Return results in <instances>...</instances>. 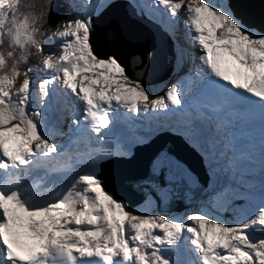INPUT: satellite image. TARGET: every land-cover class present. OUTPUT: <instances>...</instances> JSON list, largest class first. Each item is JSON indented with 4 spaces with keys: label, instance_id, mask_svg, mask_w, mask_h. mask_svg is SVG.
Instances as JSON below:
<instances>
[{
    "label": "snow or ice",
    "instance_id": "6c2138e0",
    "mask_svg": "<svg viewBox=\"0 0 264 264\" xmlns=\"http://www.w3.org/2000/svg\"><path fill=\"white\" fill-rule=\"evenodd\" d=\"M85 3L90 7L92 0ZM136 6L142 15L173 23L182 17L199 50L186 127L201 134L205 151L227 161L229 171H239L252 159L236 143L240 125L258 111L264 127V30L239 17L231 0ZM51 9L52 0H0V264H264V201L228 223L207 212L177 218L135 210L105 189L96 164L128 154L123 143L115 152L107 146L117 112L181 111L189 89L173 83L153 98L141 74L132 78L118 55L97 53L91 13L53 27ZM130 60L133 68L142 64L138 55ZM34 68L44 74L35 87ZM34 98L41 105L70 99V143L90 146L95 136L102 145L90 148L86 160L75 156L91 167L67 182L55 174L71 169L73 154L54 142L42 108L32 110ZM166 164L181 168L166 154L155 167ZM260 175L264 187V164Z\"/></svg>",
    "mask_w": 264,
    "mask_h": 264
},
{
    "label": "water",
    "instance_id": "95a60500",
    "mask_svg": "<svg viewBox=\"0 0 264 264\" xmlns=\"http://www.w3.org/2000/svg\"><path fill=\"white\" fill-rule=\"evenodd\" d=\"M244 1L245 0H242L243 3ZM113 5L120 6L123 12L122 15L134 22L131 25L134 27V31L137 29L135 23H138L144 24L158 32L155 27L144 22V20L136 18L128 9L127 11L120 4L114 3L110 6ZM111 14L112 12L110 13L109 11L108 15L104 16L101 14L98 18H94L93 27L96 28L99 21L101 22L100 25H104L111 17ZM113 22L117 23V20H113ZM100 30V34L102 35L104 32L102 28H100ZM93 31L91 32L92 43L94 42L93 34H95ZM159 35L162 37L160 32ZM142 42L147 44V40H143ZM108 53L114 54L113 52ZM177 137V135L173 134L172 141L170 140L171 142L169 141L168 145L165 147H163L156 138H152L148 143L136 144L133 148L134 154L129 158L112 156L106 160L100 161V172L98 174L103 180L104 187L106 186L105 189L111 191L115 198L121 197L127 200L129 202L128 206H134L141 202L149 191L156 197L158 209L166 211L182 210L190 205L192 199L201 193L200 189L196 187L195 184L197 183L195 181L199 182L202 187L206 184L207 178L198 171L200 166L198 158L190 159L188 162V160L183 158L180 154L178 156L181 148H179V137ZM176 138L178 139L177 141ZM164 154L170 157L172 161L179 163L181 168L178 169L168 164L163 168H156L155 163L157 159ZM185 172L189 175L186 176ZM71 175V173L69 174V172H67L56 174V177L67 182L70 180ZM253 212L254 208L251 204L239 200L228 206L224 220L228 223H232L250 216Z\"/></svg>",
    "mask_w": 264,
    "mask_h": 264
},
{
    "label": "bare ground",
    "instance_id": "6f19581e",
    "mask_svg": "<svg viewBox=\"0 0 264 264\" xmlns=\"http://www.w3.org/2000/svg\"><path fill=\"white\" fill-rule=\"evenodd\" d=\"M143 1H144V3L147 2V1L145 2V0H143ZM109 11H110V13L112 12L111 17H110L111 19L108 20L106 23H104V25H100L101 22L99 21V24L96 26V28L94 27V31L93 32H95V34H93V41L94 42L92 44H93L95 50L97 51V53L98 54L105 53L103 51V47L105 45L100 47V44L102 42L107 44V42H108L109 45H112V47L111 46L108 47V49L110 50L108 52H111V53L113 52L116 55L118 54L119 57H121L120 53L122 52V57H123L124 60H121V61L126 65L128 70H129V67L132 66L131 60H130L131 56L138 55L142 59V64L141 65H145V66L148 65V66L151 67V70H152L151 76L153 74H156V71L160 72L159 69H161V72L164 71L163 68H164L165 59L169 58V53H170L168 50L164 49L165 46L168 45L166 40L163 39L162 37H160L158 32H157L158 39H156L154 36L147 35L146 36L147 39L149 41H151V42L156 44L157 50H156V52H153V53H150L148 50H147V52H145V51L141 52L142 50L140 49V47H143V45H142L141 42L138 43L136 41L135 32H133V33L131 32V35L129 33H127V31L132 27L131 25L134 22H132L131 20H128L127 17L124 16V15H122V18H118L117 19V23L113 22V19H114V16H115L116 13H120V15L123 13L121 7H119L118 5H113V6L109 5L108 9L105 10L102 14L104 16L108 15ZM157 11H159V10H157ZM239 15L242 17V12H240ZM100 20H101V18H100ZM100 26H102V27H100ZM100 28H102V31L104 32L102 35L100 34L101 33L100 32L101 31ZM96 29H97V31H96ZM144 29H145V31L148 32V30H150L151 28L150 27H147V28L144 27ZM187 34H189V30H188L187 27H186V30L180 31V34H179V28L177 27V33L175 35H173L172 38H174L175 40H179V39H182L183 37H185ZM133 42H135V44L137 45L138 51H140L141 53L137 54L134 51L133 52L130 51V53H125V51L123 50L122 46L123 47L125 45L129 46ZM139 44H140V47H139ZM101 45H103V44H101ZM187 47H188V53H197V51H198L195 48H193L190 44L187 45ZM198 54L199 53H197V55ZM189 59L190 60H188L186 57L183 58L184 64H182L180 66V68L177 71V73L181 74V73H186L188 71H191L193 69L195 70V64L197 63L196 56H194L193 58H189ZM192 66H193V68H192ZM135 72H140V71L136 70ZM129 74L132 75L133 77H135V75L130 70H129ZM140 80L146 83V80L144 78L140 77ZM184 135H186L185 136L186 139H188V140L190 139L189 142L191 144H193L195 147L198 146L197 141L192 136L188 135L186 131H184ZM146 136H149V135H146ZM146 136H135V137H130V138H132L133 142L135 141L134 143H136V142L142 141V139L146 138ZM131 147L132 146H130V147L127 146L125 150L127 152H129ZM111 148L116 150L115 146H113ZM115 150H112V151L114 152ZM204 163H206V160H204ZM83 165L86 168L85 171H87L91 167V165L89 163H83ZM95 168H96V166H95ZM71 170L74 171V175L76 173H82L77 168H74L73 164H72ZM42 174H43V171H42ZM39 176H42V175L39 174ZM225 196H227V195L225 193H222V194H219L218 198L225 197ZM150 202L153 203L150 199H148L146 202L141 203V204H139V205H137L135 207H132V209L142 210V211L147 210L149 208ZM197 202L199 203L198 199L195 201V204ZM228 202H229V199L227 200V203ZM192 204H193V201H192ZM192 204L189 205L187 208H185L183 212L191 211V209H193ZM226 204L221 206V208H220L221 211L224 210ZM165 213H169V215H176V213H174V212H165Z\"/></svg>",
    "mask_w": 264,
    "mask_h": 264
},
{
    "label": "rangeland",
    "instance_id": "374dc122",
    "mask_svg": "<svg viewBox=\"0 0 264 264\" xmlns=\"http://www.w3.org/2000/svg\"><path fill=\"white\" fill-rule=\"evenodd\" d=\"M110 1H112V0H96V2H94L93 0H92V3H91V6L89 7L86 3H84V5L86 6V8H88L89 9V11H90V13L92 14V16L93 15H95V14H97L99 11H101ZM130 1V0H129ZM145 1H147V0H145ZM80 2H85V0H80ZM188 2V0H185V3H187ZM225 2H226V0H225ZM69 7L72 9V4H70L69 5ZM120 7V6H119ZM93 8V9H92ZM138 8V7H137ZM254 8V7H253ZM139 9V8H138ZM262 9H264V8H262ZM160 11V10H159ZM80 14V15H79ZM86 14H89L88 12H87V10H85V14L84 15H86ZM83 14H81V12L79 11V9L77 8V10H76V16H82ZM118 17H121L122 18V16L120 15V13H116L115 14V16H114V20H117L118 19ZM239 17H241L240 15H239ZM242 18V17H241ZM111 18H109L108 20H110ZM257 20H259V21H257ZM256 20V18H249L247 15L245 16V21H247L249 24H254V23H258L260 26H261V28H256L255 27V31H261V30H264V20H261V19H257ZM179 28V27H178ZM131 32L133 33L134 32V27H131L128 31H127V33H129L130 35H131ZM136 39H139V38H136ZM101 44H103V45H101ZM100 44V47H102V46H104L103 47V51L105 52V53H108V51H110L109 49H108V47H112V45H110V46H108V42H107V44H105V43H101ZM53 47H56V45L54 44V46ZM139 47H140V44H139ZM122 48H123V50L125 51V53H130V51H134V52H136L137 54L138 53H141V52H147V50L145 49V47H140V49L142 50L141 52L140 51H138V48H137V45L135 44V42H133V43H131L129 46L128 45H125L124 47L122 46ZM128 50H127V49ZM164 49H166V50H168L169 51V49H168V45L167 46H165V48ZM170 52V51H169ZM118 55V54H117ZM140 55V54H139ZM120 58H121V60H124L123 59V57H122V52L120 53ZM37 59H39V57L37 58ZM137 67V68H136ZM135 68H133L132 66H130L129 67V70L136 76V74L137 73H140L141 75H140V77L141 78H144L145 80H146V84H151V83H153V82H156V80L159 78L158 76L161 74V69H159V71L160 72H157L156 71V74H153L152 76H151V72H152V70H151V67L150 66H148V65H138V66H136ZM140 71V72H135V71ZM192 71V70H191ZM42 74H43V72H41ZM181 74H184V73H181ZM181 74H179V73H176V75L177 76H179L178 78H176L174 81H173V83H179L180 82V80H181ZM157 77V78H156ZM166 83V82H165ZM172 83V84H173ZM171 84V85H172ZM170 85V86H171ZM169 86V87H170ZM160 88V86H159V84L157 83V84H154L153 85V88H146L149 92H150V94H151V96L153 97V98H155V97H157V96H163L165 93H166V91L164 90V86H163V88H161V89H159ZM70 105L72 106V104H71V102H70ZM73 107V106H72ZM72 118H69V121L71 120ZM217 181L216 180H211V187L209 186V188H208V192H206L205 193V195H203V197L199 200V203L197 202V204L193 207V209L191 210V211H185V212H181V213H179V212H174V213H176V215H171V216H174V217H177V218H180V217H185V216H187V215H191V214H194V213H196V212H207V213H209V214H211L212 216H214V217H218L221 221H223L222 220V211L220 210V208H221V206L222 205H224V204H226L225 203V199L224 198H218L219 197V194H222V193H227V190H225L224 189V185H223V183H222V178H220V181H219V183L217 184L216 183ZM223 186V187H222ZM254 189H258L259 190V194L257 195V196H255V197H252L251 199H248V200H251V201H253V203L255 204V206H256V208L261 204V202L262 201H264V187H262V185H257L256 186V188H254ZM210 191V192H209ZM211 192L213 193V195L211 194ZM205 200V201H204ZM228 199H226V201H227ZM209 211V212H208ZM158 212V211H157ZM158 213H161V214H165V215H169V213H165V212H158ZM150 214H154V215H156L157 213L156 212H153V213H150ZM171 214V213H170ZM160 215V214H159Z\"/></svg>",
    "mask_w": 264,
    "mask_h": 264
},
{
    "label": "trees",
    "instance_id": "16d2710c",
    "mask_svg": "<svg viewBox=\"0 0 264 264\" xmlns=\"http://www.w3.org/2000/svg\"><path fill=\"white\" fill-rule=\"evenodd\" d=\"M65 13H68V14L71 13L69 6H68V1H66V0H52V9H51V16L49 19V24L54 27L62 19L65 18V16H66ZM53 27H50L48 29L49 33L53 30ZM37 58L38 57H34L33 60L30 61L29 66L35 64Z\"/></svg>",
    "mask_w": 264,
    "mask_h": 264
}]
</instances>
